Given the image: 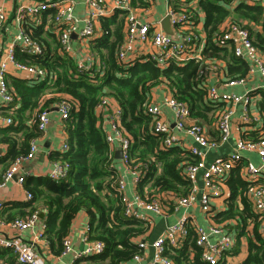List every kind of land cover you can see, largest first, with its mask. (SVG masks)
I'll use <instances>...</instances> for the list:
<instances>
[{"label":"trees","instance_id":"16d2710c","mask_svg":"<svg viewBox=\"0 0 264 264\" xmlns=\"http://www.w3.org/2000/svg\"><path fill=\"white\" fill-rule=\"evenodd\" d=\"M139 1L141 6L148 5L145 0H131L133 6ZM233 2L234 0H200L205 13L202 59L191 60L184 65L172 63L166 68L148 59L130 66L118 62L117 52L124 40V11L101 19L102 36L91 41L101 64L83 71L78 70L77 61L73 57L62 54L58 32L55 31L57 38L55 33L45 30L47 24L54 23V10L45 12L40 24L26 19L24 28L43 46V53L29 55L17 45L16 59L20 63L46 70L47 76L42 80H10L12 87L9 89L13 95V102L10 104L20 103L22 108L13 114L19 122L13 118L15 122L10 125L13 127L0 132V143L10 144V150L0 162L8 169L17 157L29 152L31 142L42 133L38 129L35 115V123L27 126L23 132V144L18 148L16 140H12L10 136L25 129L23 124L26 116L23 114L29 111V115L33 116L36 110L48 109L67 96L71 110L63 124L69 150L54 152L51 157L67 162L70 170L67 179L62 181H54L48 176L28 179L25 187L33 198L21 205L17 214L11 213L6 217L9 218L8 221L14 220L18 215L26 218L43 210L47 226L45 239L50 244L52 253L58 256L63 253V240L71 234L74 220L80 213H85L89 222L88 239L103 242L105 251L99 255L77 259L74 264H127L136 255L142 254L144 251L140 247V239L150 231L151 223L124 215L122 195L116 188L119 172L115 165L118 160L114 154V146L108 142L106 133L99 124L97 106L103 97H110L121 107L122 127L131 138V165L147 168V174L138 188L139 193L150 198L154 197L155 192L177 197L187 196L192 185L185 176V170L198 163L200 158L180 144L169 149L163 148L166 136L153 132L154 118L146 112L150 104V92L155 86L167 83L173 90L174 97L190 106L193 117L207 122L217 119L224 104L207 100V90L203 82L197 79L201 66L207 60H221L227 63L230 75L244 77L248 73V63L234 55L232 46L218 43L222 25L226 22L244 25L250 31L253 44L264 54V3ZM174 3L177 10L180 7L178 1ZM254 25L261 26L262 32L256 31ZM50 38L52 41H49ZM258 93L259 91L256 94ZM259 94L262 95L260 110L264 114V89ZM7 109L10 108L4 107L3 111ZM243 137L257 142L264 134L255 131ZM245 165L243 158L237 161L225 179L230 192L226 200L227 209L213 217L216 222L220 221L219 224L236 220L241 225L236 228L239 236H248L247 229L253 225V238L248 237V256L241 264H264V237L259 229L261 218L253 210L249 197L254 186L262 181L245 180L242 175ZM7 211L10 209L2 211V219ZM193 236H189L181 248H168L166 255L174 264H206L202 260L201 250L195 245V239L190 240ZM236 245L228 254L239 252ZM190 253L194 254L193 258ZM0 257L9 264H16V257L10 249L0 248Z\"/></svg>","mask_w":264,"mask_h":264},{"label":"built area","instance_id":"2783aa9c","mask_svg":"<svg viewBox=\"0 0 264 264\" xmlns=\"http://www.w3.org/2000/svg\"><path fill=\"white\" fill-rule=\"evenodd\" d=\"M178 1L179 8L169 6L168 15L171 16V25L175 29L172 35L162 29H157L154 22L144 20L139 16L131 5V0H112L109 5L107 0H85L86 13L83 19H78L75 15V0H33L29 4L19 5L16 10V19L19 23L20 33L15 37L13 43L8 45L0 57V106L9 105L13 102V95L8 86V74L10 67L14 66L24 74L26 79L42 80L47 76V71L38 66L20 63L16 59V46L19 45L22 51L29 55H40L43 53V46L32 38L26 32L24 25L25 20L29 19L35 24H40L41 18L45 12L54 10L53 16L56 32H58L61 44L62 54L71 56L74 54L72 34L77 33L78 38L83 44H90L95 36V25L102 18H109L118 11L126 12L125 17V34L122 45L117 52V59L120 64L130 66L148 60L153 61L162 68L168 67L172 63L184 65L191 60L200 61L201 52L205 46L203 33L198 29L196 13L190 7V0ZM175 5V3H173ZM7 12L3 6H0V26L6 22ZM80 22L83 23L80 27ZM222 35L219 38V44H229L232 46L233 53L236 57L246 60L249 63L250 73L260 72L264 76V55L253 44L252 37L248 28L237 22H226L222 25ZM76 56L77 68L79 71L90 70L96 64V58L88 51L78 52ZM98 63L97 65H100ZM100 68V67H98ZM221 69L218 61H205L198 71V80L203 82L207 90V100L212 103L228 104L222 111L217 114V130L220 134L219 141L211 140L207 137L205 129L199 123L187 125L190 118V106L183 101L174 97L167 96L162 104H149L146 112L154 118L153 132L164 134L166 136L163 148L169 149L179 144V138L174 133L170 123L162 119V106L168 107L175 115V128L186 131L191 135L196 145L188 151L200 158V161L194 165L188 166L185 170V176L190 181L192 187L189 194L179 198L180 205H189L196 200V190L199 176L203 180V193L200 203L202 210L206 214L212 211V202L225 193V179L229 176L235 163L243 157L241 152H256L263 161L261 166H256L247 162L244 166L242 175L245 180L253 182L259 180V175L264 167V137L254 142L245 139L237 140L235 151L227 157H218L209 165L206 163V156L210 149L227 142L232 133L231 118L233 109L230 104L244 103L246 106L250 102V95H237L223 93L215 86H209L208 79L211 73H217ZM246 78H237L228 82L229 86L244 84ZM110 97H103L97 106V109L109 112V127L107 140L115 146L119 145L122 150L121 163L124 168L119 173L117 179V191L122 195V201L125 206L124 215L128 218L149 221V215L146 212L154 214H163L165 206L161 199L156 197L150 198L139 193L138 188L147 174V168L141 169L132 166L129 157V148L131 138L122 127V110L120 105L110 100ZM59 111L60 120H67L70 115L71 104L68 98L56 104ZM96 109V110H97ZM37 123L40 131H45L48 127L50 118L48 109L37 112ZM245 119H248L245 114ZM6 125L14 124L11 117L6 118ZM39 150L37 139L30 144V150L26 155L17 157L10 167L5 171L3 179L0 182V188H3L11 181L14 176L20 172L23 164L35 157ZM61 152H67L69 145L67 139L61 146ZM2 153H0V157ZM70 165L61 160L53 161L48 177L54 181L67 179ZM29 175V174H28ZM130 175L134 191L132 196L129 192V183L127 176ZM21 183L25 178L20 179ZM253 190V191H252ZM249 196L253 210L260 215V233L264 237V183L257 184L252 189ZM27 199L33 198L32 193L26 192ZM4 202L0 200V248L10 249L16 257L17 264H39L35 252V244L25 243L21 237L12 236L11 232H24L29 229L37 228L35 231L36 239L45 238L47 229L46 223L40 217V211H36L26 218L17 217L12 221L6 222L2 219ZM195 245L201 250V257L206 264H219L224 262L228 253L236 245V238L232 236L229 229L224 224H212L208 229L202 226H196L194 229ZM89 226L84 233V241L90 243L75 260L88 256H95L104 253L105 245L101 241H90L88 239ZM191 225L186 217L179 219L174 224L165 228L155 240L150 244L146 241H140V247L143 251L148 247L153 250L151 261L143 262L142 254L134 257L138 264H174L172 259L166 255L168 248L176 249L183 246V242L191 236ZM71 235V234H70ZM68 235L63 240V253L67 254L72 251L71 236ZM90 241V242H89Z\"/></svg>","mask_w":264,"mask_h":264},{"label":"crops","instance_id":"0c3cea01","mask_svg":"<svg viewBox=\"0 0 264 264\" xmlns=\"http://www.w3.org/2000/svg\"><path fill=\"white\" fill-rule=\"evenodd\" d=\"M33 0H0V6H3L7 12L8 18L6 22L0 26V57L3 54L4 49L13 43L15 37L20 33L19 23L16 19V10L18 6L21 4H29ZM200 0H190V7L194 10L197 17V26L198 29L203 33L205 38V32H204V20H205V13L202 10L200 3ZM248 2L250 4H256L257 2L264 3V0H234V4H237L239 2ZM75 15L78 19H83L86 13V4L85 0H75ZM109 5H112V0H107ZM142 2V0H141ZM145 2L148 4L146 7L141 6L140 1L136 3L135 6L131 5L134 9V11L141 16L144 20L154 22L156 24L157 29L163 28V21L168 16L169 12V6L173 5L175 0H145ZM55 14V13H54ZM112 17V16H111ZM83 23L80 22V27H82ZM254 29L256 31L262 32L261 26H255ZM45 30L48 33H55L56 34V28L55 24L52 25L47 24L45 27ZM165 31V30H164ZM175 33V29H174ZM125 34V25H124V31L123 35ZM102 36V27H101V19L96 23L95 25V36L93 40H96L97 38ZM58 38V37H57ZM73 39V46H74V54L72 55L73 59L76 60V56L78 58V52H90L94 55L96 58V62L101 63L100 58H98L97 53L93 50L90 44H83L80 39L78 38L77 33L72 34ZM92 40V41H93ZM49 41H52L51 38ZM60 52V49H59ZM264 55V54H263ZM71 57V56H70ZM244 60V59H242ZM215 61V60H214ZM218 61V60H217ZM247 62L246 60H244ZM221 65V69L217 73H211L208 79L209 86H215L218 88L220 92L223 93H229V94H237V95H250V102L246 106L244 103H237V104H230L229 106L233 109V115L231 118V127H232V133L230 139L218 145L215 148H212L209 150L207 156H206V163L209 165L211 162H213L214 159L218 157H227L230 156L235 151V144L237 140L244 138L243 135L250 134L251 132L259 131L261 134H264V114L260 110V101L262 98V95L259 94L264 89V76L260 74V72L256 71L255 73H250L249 71V63H248V73L246 76L242 77L239 75H230L228 72V66L225 61H218ZM237 76V77H235ZM246 78V81L244 84L240 85H234L229 86L228 82L233 79L237 78ZM18 79L20 81H26L27 79L24 78V74L19 72L16 67L11 66L10 71L8 74V86L12 87L11 79ZM259 91L258 94H256ZM174 95L173 90L167 85V83H161L157 86H155L151 92H150V104H162L164 99L169 96ZM49 97V96H48ZM47 97V98H48ZM64 99H67L68 97H63ZM115 104L119 105L118 102L111 98L110 99ZM56 104L51 105L48 108L49 111V124L45 131L41 133V135L37 138V144L39 146V150L35 157L23 164L22 169L19 173H17L14 178L7 183V185L3 188H0V200L4 202V208L3 210L10 209V211H7L5 215H3V219L6 222H9V217L11 213H18L19 208L24 203L28 202L27 199V189L25 187V183L28 179L31 177L39 178V177H45L48 176L49 170H51L53 161H56L51 156L54 152H61V146L64 143V141L68 138L64 124L60 120L59 117V111L56 108ZM224 104V108L228 106L226 103ZM10 108L3 111V108ZM22 108V105L19 104H9L6 106H0V132L10 130L13 126L6 125V118L11 117L12 119L13 114H15L17 111H19ZM37 114V110L35 111ZM30 112H26V114H23V116H26L24 119L23 127L25 129L20 130L17 133H14L10 136L12 137V140L15 139L17 143V147L20 148L23 144V132L27 129V126H31L32 123H35V113L33 116L29 115ZM245 114L247 115L248 119H245ZM29 115V116H28ZM97 115L99 117V124L102 127V129L105 131L106 135L108 134L110 127H109V112H105L102 110L97 109ZM162 119L164 121H167L171 124L174 133L179 138V144L181 147H183L185 150L188 151L192 146L196 145L194 139L191 137V135L187 134L186 131L178 130L175 128V115L172 112V110L168 107L162 106ZM14 120L18 123L19 120ZM14 121V122H15ZM16 123V124H17ZM193 123H199L202 125L205 129V133L207 137L211 140L219 141L220 134L217 130V119L212 122H207L203 120H199L192 115H190V118L187 120V125H191ZM252 135V134H251ZM1 138V137H0ZM114 154L116 157V152L120 149L119 145L114 146ZM10 150V144L6 142L0 143V153H2V156L0 157V160L2 157H4L8 151ZM241 155L243 157V160H245L246 164L247 162H251L255 164L256 166H261L263 164L262 158L256 153V152H241ZM116 167L118 169L119 173H122L124 171V168L121 163V159H117ZM7 169H5V166L2 162H0V182L3 179V175ZM29 174V175H28ZM24 177L25 182L21 183L20 179ZM128 183H129V194L132 196L134 187L132 185V179L131 176H127ZM259 180H261L264 183V167L261 170V173L259 175ZM203 180L201 175L199 176V180L197 183V190H196V200L189 205H180L178 203V199L185 197H177L172 194H166V193H157L155 192L154 195L161 199V201L164 204L165 211L163 214H154L150 212H146L149 215V222L151 223V229L146 235L140 239V241H146L148 244H150L153 240H155L161 233L164 232L165 228L174 224L179 219L186 217L191 225V236L194 235V228L196 226H202L206 229H208L212 224H218L214 220L213 215L222 213L227 209V198L229 197V189L226 186L225 187V193L223 196L216 198L212 202V211L210 214H206L201 207L200 199L201 195L203 193ZM253 191V190H252ZM251 191V193H252ZM250 193V195H251ZM249 195V196H250ZM44 212L43 210L40 211V214ZM45 213V212H44ZM46 215V214H45ZM21 217V216H16ZM6 218V219H5ZM42 219V218H41ZM45 221V219H42ZM11 221V220H10ZM231 232L232 236L236 238L237 245L239 252L237 254H227L226 259L224 260L225 264H241L243 263L247 256H248V237L253 238L252 233V226L250 225L247 229L248 236L242 235L239 236V231L236 229L237 226H241L238 224L236 220H230L226 222H222ZM89 226V222L87 219V216L85 213H80L77 218L74 220L72 224V231H71V240H72V251L65 254L61 253V255H54L52 253L50 244L45 238L42 239H36L35 237V231H37V228L29 229L24 232H11L12 236H19L21 237V240H23L25 243H31L33 242L35 244V252L38 257V263L39 264H74L76 256L81 253L90 243L84 241V233L86 231V228ZM195 237H191L190 240L194 239ZM90 242V241H89ZM191 258H193V253H190ZM143 256V262L151 261L153 258V250L151 247H148L145 249V251L142 253ZM1 258V257H0ZM16 263V261H15ZM0 264H9L8 262H5L0 259ZM17 264V263H16ZM127 264H138L137 261L133 260L132 262H129Z\"/></svg>","mask_w":264,"mask_h":264},{"label":"water","instance_id":"95a60500","mask_svg":"<svg viewBox=\"0 0 264 264\" xmlns=\"http://www.w3.org/2000/svg\"><path fill=\"white\" fill-rule=\"evenodd\" d=\"M170 20H171V16H170V15L166 16V18H165L164 21H163V28H164V30H165L166 33L172 35V34L174 33V29H173V27H172V25H171V21H170ZM116 158H117V159H121V158H122V150H121V149H119V150L116 152ZM40 217H41L42 219H45V217H46L45 213L42 212V213L40 214Z\"/></svg>","mask_w":264,"mask_h":264}]
</instances>
